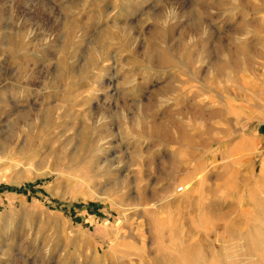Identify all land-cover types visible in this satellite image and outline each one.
I'll use <instances>...</instances> for the list:
<instances>
[{
  "label": "rangeland",
  "instance_id": "374dc122",
  "mask_svg": "<svg viewBox=\"0 0 264 264\" xmlns=\"http://www.w3.org/2000/svg\"><path fill=\"white\" fill-rule=\"evenodd\" d=\"M0 264H264V0H0Z\"/></svg>",
  "mask_w": 264,
  "mask_h": 264
},
{
  "label": "bare ground",
  "instance_id": "6f19581e",
  "mask_svg": "<svg viewBox=\"0 0 264 264\" xmlns=\"http://www.w3.org/2000/svg\"><path fill=\"white\" fill-rule=\"evenodd\" d=\"M32 121V120H31ZM31 121H30V116L28 114H20L17 115L16 120L14 121L13 124V129L12 130H19L21 128L22 125L26 126L27 128L30 127V129H32V125H31ZM178 122V121H177ZM45 123H46V119H45ZM180 124V123H179ZM84 128V127H83ZM181 128V127H180ZM82 130H88V129H82ZM181 130V129H179ZM184 130V129H183ZM83 132V131H82ZM86 134V133H85ZM87 135V134H86ZM86 135L84 138H86ZM83 136V134H82ZM80 137H79V141H80ZM82 143V142H81ZM82 147V146H81Z\"/></svg>",
  "mask_w": 264,
  "mask_h": 264
},
{
  "label": "built area",
  "instance_id": "2783aa9c",
  "mask_svg": "<svg viewBox=\"0 0 264 264\" xmlns=\"http://www.w3.org/2000/svg\"><path fill=\"white\" fill-rule=\"evenodd\" d=\"M178 191H181V190H178Z\"/></svg>",
  "mask_w": 264,
  "mask_h": 264
}]
</instances>
